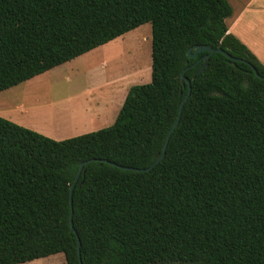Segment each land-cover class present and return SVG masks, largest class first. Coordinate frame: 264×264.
<instances>
[{
  "label": "trees",
  "instance_id": "16d2710c",
  "mask_svg": "<svg viewBox=\"0 0 264 264\" xmlns=\"http://www.w3.org/2000/svg\"><path fill=\"white\" fill-rule=\"evenodd\" d=\"M229 0H0V92L144 23L150 82L113 124L56 140L0 115V264H264V64ZM222 48L243 61L195 45ZM191 93L163 159L169 129ZM111 162H115L116 165Z\"/></svg>",
  "mask_w": 264,
  "mask_h": 264
},
{
  "label": "rangeland",
  "instance_id": "374dc122",
  "mask_svg": "<svg viewBox=\"0 0 264 264\" xmlns=\"http://www.w3.org/2000/svg\"><path fill=\"white\" fill-rule=\"evenodd\" d=\"M260 9L262 26L264 7ZM151 52L152 27L150 23H144L64 64L1 91L0 112L4 117L3 114L16 117L14 122L34 127L56 140L108 127L121 102L115 105V101H110L106 105L109 116H98L95 89L105 85L108 79L123 78L132 68L133 73H140L128 80L130 85L150 82ZM257 58L264 64V56ZM48 259L54 264H66L63 253Z\"/></svg>",
  "mask_w": 264,
  "mask_h": 264
},
{
  "label": "crops",
  "instance_id": "0c3cea01",
  "mask_svg": "<svg viewBox=\"0 0 264 264\" xmlns=\"http://www.w3.org/2000/svg\"><path fill=\"white\" fill-rule=\"evenodd\" d=\"M229 2L233 8V12L232 15L226 20L228 25V32L235 35L245 45H247L248 48L256 56L261 58L262 56H264V25L262 24V26H260L261 21L259 13L261 10L260 8L264 7V0H229ZM251 30L252 32H250ZM132 70L134 69L132 68ZM132 70H130L127 75L123 76V78L120 77L112 80L108 79L106 80L105 85H101L97 89H95V91H97L96 95L98 94V96L95 97L94 103L98 116H109L110 111H108V107H106V105L110 101L113 103L116 102L115 105L118 104V101L121 102V106L118 110L119 113L128 94V91L132 86L130 85L131 83L128 82V80H130L133 76H136V73H140H133ZM118 113L116 114V117ZM0 115L2 116L1 112ZM3 115H6V117H10V120L12 119V121H16L17 119L16 117H11L7 114ZM116 117L114 121L116 120ZM31 128L35 130L34 127ZM52 256H55V254L47 257L36 258L34 260L19 264H54L53 261H50V259H48L52 258Z\"/></svg>",
  "mask_w": 264,
  "mask_h": 264
},
{
  "label": "water",
  "instance_id": "95a60500",
  "mask_svg": "<svg viewBox=\"0 0 264 264\" xmlns=\"http://www.w3.org/2000/svg\"><path fill=\"white\" fill-rule=\"evenodd\" d=\"M203 51H207V53L201 58L199 59L195 64L197 65L201 60H203V64L202 66L199 68V70L197 71V73H200V72H203L206 67L208 66L209 64V59L210 57L216 53V52H221L223 54H225L229 59H231L232 61H243V59H240V58H237V57H234L232 56L230 53H228L227 51H225L224 49L222 48H214L210 45H205V44H202V45H195L193 47H191L189 50H188V54L191 58H194L196 57L200 52H203ZM251 65V68L254 70V72L256 73V75L258 77H262L264 78L260 73L259 71L257 70V68L253 65V64H250ZM185 71L184 70L182 72V79L183 81L187 82L188 86H189V89H188V92L186 93V95L183 97V100L180 104V107H179V112H178V115H177V118L176 120L174 121L173 125L171 126V128L169 129L168 131V134L166 136V139H165V142H164V145H163V150L161 153H159L157 155V158L155 159V161L148 167H142V168H138V167H127V166H121L122 168H127V169H133V170H139V171H149L151 170L157 163H159L163 157L165 156L166 154V150H167V146H168V143L170 141V138L172 136V133L174 132V130L176 129V127L179 125V122H180V119H181V116H182V112H183V108H184V105L185 103L187 102L189 96H190V93H191V80L185 75ZM88 161H84L81 163L80 165V168H79V171L77 173V176L75 178V181L73 182L72 186H71V190H70V202H71V215H70V224H71V229L72 231L75 232V234L77 235L78 237V251H79V256H80V261H81V264L82 263V260H81V254H80V245H81V241H80V238L78 236V233H77V230L75 229L74 227V223H73V189L77 183V181L79 180L81 174H82V171H83V167L84 165L87 163ZM112 164L116 165L115 162H111Z\"/></svg>",
  "mask_w": 264,
  "mask_h": 264
}]
</instances>
